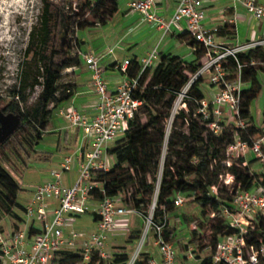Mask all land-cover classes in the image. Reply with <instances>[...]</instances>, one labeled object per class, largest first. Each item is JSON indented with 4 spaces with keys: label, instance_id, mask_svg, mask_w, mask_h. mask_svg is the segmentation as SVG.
Segmentation results:
<instances>
[{
    "label": "trees",
    "instance_id": "1",
    "mask_svg": "<svg viewBox=\"0 0 264 264\" xmlns=\"http://www.w3.org/2000/svg\"><path fill=\"white\" fill-rule=\"evenodd\" d=\"M42 1L44 7L40 16L41 27L38 32L31 33L30 43L25 51V69L19 78V89L13 100L4 106L20 114L21 124L16 132L0 146V223L1 210L18 221H23V217L15 212V208L25 211V205L18 201L20 184L6 169L4 162H8L10 154H19L22 150L29 151L42 140V133L51 124L53 109L49 106L57 98L59 81L68 66L62 60L64 51L58 46L60 26L58 4L53 0ZM64 1V8L68 12V22L72 27L80 29L96 26L98 22L104 24L116 12L118 6L117 0ZM85 12L89 13L88 19L76 18ZM217 32L223 34L226 31L220 28ZM193 43L197 42L193 39ZM205 53V48L198 45V58L194 62H184L172 54L162 55L156 66L145 69L140 75L133 95L142 100L143 105L130 120L126 134L108 149L116 162L108 171L99 172L97 180L102 182L104 191H93L97 200L105 195L125 193L131 184H137L136 191L133 195L131 194L134 206L141 213H148V202L157 187L160 156L166 140L165 123L171 115L179 92L190 80L188 72L198 71ZM237 57L241 63L245 64L252 57L264 58V50L259 48L249 52H240ZM76 60L80 62L79 57ZM227 66L232 74L237 72V62L234 57H228ZM140 70L141 66L138 62L131 60L128 69L129 78L138 77ZM258 74L259 71L254 66L246 65L242 69L243 81L251 83L250 88L242 91L240 105L241 117L250 123L247 131L242 133V139L248 142L252 141V136L263 133V130L253 123L250 111L252 101L261 90ZM202 82L203 79L198 78L192 83L188 97L184 101L189 107L180 109L175 117L183 121L184 129L176 125L175 121L172 123V130L168 137V156L159 182L155 218H161L164 211L168 214L176 210L177 194H185L191 202L210 207L212 217H206L202 213L192 217L185 215L182 220L187 223L194 222L197 225V229L190 232V243L193 252L201 260L199 264H228L224 261L215 262L213 258L220 239L236 233V230L227 223L223 208L228 207L233 210V195L238 191L253 187L257 181V174L251 170L250 163L256 159L245 164L246 159L241 157L233 159L231 165L226 164L228 160L226 148L229 143L233 142L236 129L231 123L230 131L227 132L224 127L219 135L208 127L211 119H205L199 112L194 115L195 112L189 102L191 98L198 102L204 98L200 87ZM38 84L42 85L43 89L37 104L31 109L24 110L21 104L28 100L27 91L33 90ZM72 95L73 91L68 90L65 95L57 99L55 106L58 107L65 100H69ZM167 95L168 98L165 100ZM143 109H147L150 115L147 122H143L140 118ZM222 170H226L227 175H233L234 181L226 183L225 178L220 187L219 178L223 177ZM139 179L140 182H137ZM214 186L217 187V191H214ZM225 187L229 197L223 195ZM154 198L152 205L155 202ZM215 219L218 222L213 224ZM39 231L40 228L32 224L28 233L32 235ZM209 231L213 239L212 251L210 255L202 257L200 253L205 248L202 236ZM174 232L175 229H166V238L173 243L176 241ZM261 240L264 242L263 221L258 223L247 236V243L256 247L260 246ZM56 255L60 256L57 261L54 259ZM2 256L0 249V264H3ZM54 257L52 261H56V264H104V259L97 250L92 251L87 261L83 254L74 250H60ZM150 258V253L142 252L133 264H150ZM129 260L128 253H116L110 264H127Z\"/></svg>",
    "mask_w": 264,
    "mask_h": 264
},
{
    "label": "built area",
    "instance_id": "2",
    "mask_svg": "<svg viewBox=\"0 0 264 264\" xmlns=\"http://www.w3.org/2000/svg\"><path fill=\"white\" fill-rule=\"evenodd\" d=\"M235 1L241 2L258 20L264 21V4L256 0ZM128 5L165 32L183 21L187 23L190 36L205 48L207 57L194 74L190 85L198 78L207 77L215 90L211 98L199 101L198 112L202 113L205 119H211L208 127L216 134L224 128L217 117L223 112L232 116L236 131L233 142L226 148V164L231 165L233 159L245 158L248 153H252L259 161L264 176V134L252 136L251 142L243 140L242 133L247 131L250 123L241 117L240 111L244 90L242 69L246 65H262L264 69V58L252 57L249 62L243 64L237 57L240 52L259 48L264 50V38L235 45L217 43L215 34L218 28L210 29L204 24L207 13L203 0H179L171 17L157 12L156 0H130ZM230 22L234 24L235 19ZM97 25L102 23L98 22ZM112 51L111 49L109 52ZM81 54L91 71L92 84L98 96L96 114L90 119L86 118L73 103L61 106L58 112L72 126L83 129L90 148L80 159L78 176L72 185L64 183V175L73 169L75 161V155L69 154L64 157L59 167L51 169L48 180L39 184L33 191L30 202L25 205V216L27 221L40 224L39 232L29 235L27 227L17 228L10 235L0 231L3 264H51L54 255L60 250L79 251L87 261L94 248L101 249L111 233L127 232L130 227V214L136 212L135 209L127 207L126 193L105 195L97 200L93 191H104L97 176L100 171H108L112 167L108 160V149L126 134L130 120L143 105L142 100L134 97V89L139 83L140 75L145 69L153 68L160 60L161 54L156 46L143 57L140 60V73L134 79L128 78L131 59H124L118 64V68L127 78L116 89L109 87L104 76L105 67L101 60L106 53ZM230 56L237 62L234 77L227 66ZM178 95L185 99L188 92H179ZM183 104L186 106L185 102ZM180 109L175 104L170 119H175ZM227 176L226 183H232L234 176ZM213 189L217 191V187L214 186ZM183 201V197L178 194L175 205L179 206ZM232 204L234 209L224 207L223 215L236 233L220 239L213 255L214 261H224L228 264H264L263 240L258 247L247 243V236L252 229L261 221L264 222V185L256 181L250 189L236 192ZM87 213H92L98 218V229L89 239H83V233L76 227V222L79 216ZM139 213L145 223L142 244L154 234V245L161 257V261L151 259L150 264H176L177 251L173 243L166 238V229L169 228L166 211L158 219L155 218L156 206L147 214L140 211ZM189 251V256H193V248L190 247Z\"/></svg>",
    "mask_w": 264,
    "mask_h": 264
},
{
    "label": "rangeland",
    "instance_id": "3",
    "mask_svg": "<svg viewBox=\"0 0 264 264\" xmlns=\"http://www.w3.org/2000/svg\"><path fill=\"white\" fill-rule=\"evenodd\" d=\"M53 1L58 4L60 15L58 46L64 51L62 60L68 66H66L63 72V77L59 81V92L56 96L57 98L49 106L50 109H53L52 113L56 111L55 104L57 102V99L65 95L68 90H75L76 85L73 67L79 64L76 58L79 57L80 59V55L78 53L80 49V43L82 42V38L80 37V35H86L90 40V43L95 44V46H101L106 43V34L102 28L96 26L87 27L84 29L76 28L75 26L72 27V25L68 22V12L64 8L65 1ZM43 7L44 4L42 0H0V102L3 106L13 100L17 93V90L19 89V78L23 69H25V51L30 43L31 33L33 31L38 32L41 27L40 16ZM76 18L88 19L89 13L85 12L80 16H76ZM206 59L207 57L206 55H204L202 57L201 63H204ZM258 66L261 67L262 65ZM194 74L195 73L188 72L190 80L182 88V94H184V92L186 91H190V87L192 85H190V83L193 79ZM202 79L203 82L200 87L203 91L204 98H211L215 90L213 86L208 82L207 77H203ZM148 82L149 80L147 81V83ZM42 89V85L38 84L33 90L29 89L27 91L28 100L25 103L22 102L21 104L24 110L31 109L37 104ZM167 98L168 95L165 100ZM184 101L185 99H182V96L178 95L174 102V105L176 104L177 108L179 109L180 107L187 109L189 106L187 104L186 106H183ZM189 103H191L193 111L195 112L194 115H196V113H198L197 109L200 106V102L191 98V101ZM210 110L212 111V109ZM149 117L150 115L148 110L143 109L140 114V118L142 119V121L147 122ZM217 118L219 119L220 123L223 124L224 127H226V131L229 132V127L231 121L233 120V117L226 112H223L221 116ZM174 121L176 125L184 129L183 121L181 119L172 120L169 117L167 123H165L164 128L166 133V140L160 156V170L159 174L157 175V191H159V182L161 180L162 171L168 156V137L170 135L169 132H171L172 130L171 126ZM44 132L42 133V135L45 134ZM221 133L222 132H220L219 135ZM51 138L52 136H49L48 139ZM73 141V136H68L66 140L65 138H61L60 142L57 143V149L59 151L67 150L73 144ZM43 144L44 143H37L29 151L22 150L19 154H10L8 162H4V166L6 167V169L20 184L21 189L18 195V201L24 205H26L30 200L31 193L33 192L35 186L38 184V182L42 181V178L46 176L47 170H49L52 166L51 161L47 160V158L52 156L56 151L54 150V148H51L50 146L45 147ZM114 144L115 142L112 143L111 146ZM115 162V157H110V165L113 166ZM125 168H127V166H125ZM254 171L255 173H257L256 170ZM222 174L223 177L219 178L220 187H222L224 179L228 178L226 170H222ZM230 178L231 177H229V179ZM149 179H151V177H149ZM137 182H140V179L137 180ZM136 188L137 184H131L128 190L125 192L127 195V207L136 210V212L130 214V227L128 228L127 232H125L124 234H113L110 239H108L104 243L101 249H97V251H99L100 255L104 259V264H110L114 259L116 253H128L130 256V260L127 262V264L134 263L133 261H135L142 252L151 251L150 253L152 255H159L158 250H156V246L150 244L149 240L142 244L138 255H135L143 239V230L145 224L143 221V217L139 213L138 209H136V207L134 206L133 198L131 197V194H134ZM156 190L150 196V200L148 202L149 210H151ZM180 195L184 199L183 204L176 206V210L174 212L168 213L169 228L172 230L175 229L176 231L175 249L178 255L176 264H199L201 260L197 258L196 253H194L193 256H189V249L190 247L192 248V244L190 243V232L197 229V225L194 222L187 223L182 219L185 215L192 217L193 215H200L202 213L205 214L206 217H212V210L210 207H203L199 203L191 202L189 200V197L185 194ZM223 195L225 197L230 196L226 187L223 190ZM15 212L23 217V221H18L10 214H7L6 212L1 210L2 220L0 223V231H2L5 235L12 234L14 230H16L17 228H23L24 224H26L25 211L19 208H15ZM91 214L92 213L81 215V218L79 219L78 217L77 219L76 227L82 231L83 239L90 238L93 227L95 226V223L91 218ZM217 222L218 221L215 219L213 224H216ZM202 242L204 243L205 248L200 253L201 256L204 257L210 255L212 251L211 246L213 244V239L210 231L203 234ZM94 250L96 249L94 248ZM59 258V255H56L54 257L56 261ZM56 261H52L51 264H56Z\"/></svg>",
    "mask_w": 264,
    "mask_h": 264
},
{
    "label": "crops",
    "instance_id": "4",
    "mask_svg": "<svg viewBox=\"0 0 264 264\" xmlns=\"http://www.w3.org/2000/svg\"><path fill=\"white\" fill-rule=\"evenodd\" d=\"M129 1L130 0H117V10L111 18L102 25H96V27H100L105 31L106 43L104 45L95 46V44L90 43L86 35H80L82 38L78 52L80 55V62L77 66L73 67L76 87L75 90H73L72 97L56 107V111L52 113L51 124L47 130H44L45 134L42 135L43 138L39 142V144L44 143L43 145L45 147L50 146L54 148L56 152L47 158V160L51 161L52 166L47 170L46 176L42 178V181L38 182L34 190L39 184L48 180L51 169L59 167L64 157L69 154L75 155V161L73 169L65 173L64 183L66 185H72L78 176L80 159L83 157L86 150L90 148V143L84 137L83 129L81 127L72 126L70 122L58 112L61 106L73 103L86 118L90 119L96 114L98 96L92 84L91 71L81 53H106L101 63L105 67V79L112 89H116V87L127 78L118 68L119 63L126 58H130L131 60L137 61L138 64L142 66L140 60L148 55L156 46H158L161 56L166 54L176 55L184 62H194L197 60L199 44L193 43L186 22L183 21L179 25L174 26L170 31L165 32L156 24L148 22L142 14L132 10L128 5ZM256 1L264 4V0ZM178 2L179 0H156V10L166 17H171ZM203 7L207 13L204 23L205 26L210 29L224 28L226 31L223 34L216 32L215 40L217 43L235 45L240 42L264 38V21L258 20L241 2L235 0H203ZM231 19H235L234 24L230 22ZM111 49L113 51L109 52ZM254 67L259 71L258 79L261 84V90L252 101L250 111L253 117V123L261 128L264 134V69L262 66L260 67L258 65ZM235 74L231 73L232 77H234ZM243 86L244 89H248L251 83L243 81ZM233 121L234 120H232L231 123H233ZM49 136H52V138L48 139ZM68 136H73V144L69 149L59 151L57 149V143L60 142L61 138H65L66 140ZM110 157L112 158L114 156L109 154V163ZM245 159L246 162H250L252 159H256V157L254 154L248 153ZM250 166L252 171L256 170L257 172V182L264 185L263 171L259 161L256 159V161L250 163ZM32 194L33 192L31 193L30 199ZM29 202L30 200L28 203ZM91 216L95 223L92 231L93 233L98 229V218L93 214H91ZM80 218L81 216H79V219ZM25 220L26 224H24V227H27V229H29L32 224L40 228L38 222L32 223V221H27L26 216ZM113 234H124V232L111 233L108 239H110ZM148 240L150 244L154 245V234H151ZM173 245L175 247V243H173ZM150 252L151 251H148V253ZM150 257V260L155 259L161 261L160 255H152L150 253Z\"/></svg>",
    "mask_w": 264,
    "mask_h": 264
},
{
    "label": "water",
    "instance_id": "5",
    "mask_svg": "<svg viewBox=\"0 0 264 264\" xmlns=\"http://www.w3.org/2000/svg\"><path fill=\"white\" fill-rule=\"evenodd\" d=\"M21 124V116L18 113L5 115L0 110V145L13 135Z\"/></svg>",
    "mask_w": 264,
    "mask_h": 264
},
{
    "label": "flooded vegetation",
    "instance_id": "6",
    "mask_svg": "<svg viewBox=\"0 0 264 264\" xmlns=\"http://www.w3.org/2000/svg\"><path fill=\"white\" fill-rule=\"evenodd\" d=\"M0 110L5 114V115H8V114H11V113H15V112H12V111H10V110H8V109H6V108H4V106L1 104V102H0ZM12 136V135H11ZM10 136V137H11ZM8 139V138H7ZM4 144V143H3ZM2 145V144H1ZM0 145V146H1Z\"/></svg>",
    "mask_w": 264,
    "mask_h": 264
},
{
    "label": "bare ground",
    "instance_id": "7",
    "mask_svg": "<svg viewBox=\"0 0 264 264\" xmlns=\"http://www.w3.org/2000/svg\"><path fill=\"white\" fill-rule=\"evenodd\" d=\"M170 133V132H169ZM158 191H156V195H155V198H154V203H153V205H152V208L151 209H153L155 206H156V199H157V193ZM141 247H142V242H141V244L139 245V247H138V249H137V251H136V253H135V255H138V253H139V251H140V249H141Z\"/></svg>",
    "mask_w": 264,
    "mask_h": 264
}]
</instances>
